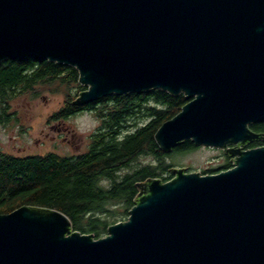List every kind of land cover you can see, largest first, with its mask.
<instances>
[{
	"label": "water",
	"instance_id": "1",
	"mask_svg": "<svg viewBox=\"0 0 264 264\" xmlns=\"http://www.w3.org/2000/svg\"><path fill=\"white\" fill-rule=\"evenodd\" d=\"M74 67L83 106L161 90L187 100L154 138L224 149L215 174L169 167L136 183L129 217L107 236L72 230L61 210L0 214V264H264V0H0V63Z\"/></svg>",
	"mask_w": 264,
	"mask_h": 264
},
{
	"label": "trees",
	"instance_id": "2",
	"mask_svg": "<svg viewBox=\"0 0 264 264\" xmlns=\"http://www.w3.org/2000/svg\"><path fill=\"white\" fill-rule=\"evenodd\" d=\"M79 83L78 71L71 66L33 58L3 60L0 124L14 120L15 114L8 111L10 101L39 85L51 92H68L63 107L50 116L53 121L67 119L80 110L69 96V90L77 95L82 91ZM186 102L183 94L172 96L159 89L106 95L92 102L98 104L97 115L103 125L91 135L85 152L71 157L56 152L16 156L0 149V214L24 205L56 209L70 218L73 230L97 238L105 235L107 228L121 221L119 218L127 216L135 205L137 182L157 177V170L170 176L163 177L164 181L171 179L170 164L163 158L170 153L160 150L154 136ZM133 121L137 126L128 129ZM250 128L262 134L264 122ZM194 148L192 141L186 140L173 151ZM141 155L154 157L160 166L155 161L133 167Z\"/></svg>",
	"mask_w": 264,
	"mask_h": 264
},
{
	"label": "rangeland",
	"instance_id": "3",
	"mask_svg": "<svg viewBox=\"0 0 264 264\" xmlns=\"http://www.w3.org/2000/svg\"><path fill=\"white\" fill-rule=\"evenodd\" d=\"M82 87V91L86 89V87ZM69 91L71 92L70 100L73 101L78 95L75 91ZM67 93L66 90L51 92L45 85H39L12 99L8 111L15 116L14 120L0 124V149L16 156L44 155L48 152H56L71 157L85 152L90 144L91 135L103 125V122L97 113L90 112L75 113L62 121L50 120V116L63 107L67 101ZM136 126L137 122L133 121L127 128L134 129ZM221 155L219 150L200 146L185 152L172 151L163 158L165 163L170 164L169 167L184 166L188 172L199 171L201 175H204L215 174L211 173L215 172L214 169L219 171L223 168L227 161ZM155 161L157 160L152 156L141 155L135 160L133 167ZM158 165L160 166V163L157 161ZM157 173L156 178L161 179L162 182H164L163 177L170 178L169 175L161 174L162 170H157ZM128 217L129 214L119 219L124 220ZM82 234H91L95 239H98L107 236L108 233L98 238L92 233Z\"/></svg>",
	"mask_w": 264,
	"mask_h": 264
},
{
	"label": "flooded vegetation",
	"instance_id": "4",
	"mask_svg": "<svg viewBox=\"0 0 264 264\" xmlns=\"http://www.w3.org/2000/svg\"><path fill=\"white\" fill-rule=\"evenodd\" d=\"M97 107H98V104H96V103H89V104H86V105H83V106H79V109L80 110L77 113H87V112H90V113H95L96 114L97 113ZM262 135H264V133H262ZM255 143H256V145H253ZM259 145H264V143L262 141H254V142L249 143L248 145H245V146L244 145H241V144H228L227 147H229V148L249 149V148L257 147ZM194 147L197 148V147H200V146H194ZM201 147H204V146L202 145ZM206 147L219 150L222 153L223 158L227 161V163H225V165H223V168L220 169L219 171H222L223 169L224 170H227V169L232 168L234 166L233 164H234V161H235L236 158L235 157H231L228 154L224 153L225 152L224 149L222 150V148H216V147H211V146H206ZM211 171H213V170H211ZM214 171L215 172H211V173H217V172H219V171H216L215 169H214ZM173 177L174 176L172 175L171 179ZM137 194H138V190H137ZM137 194H136V196H135L134 199L137 198Z\"/></svg>",
	"mask_w": 264,
	"mask_h": 264
}]
</instances>
